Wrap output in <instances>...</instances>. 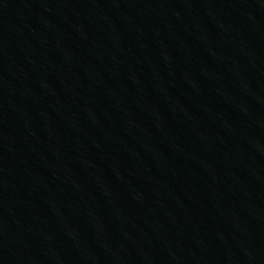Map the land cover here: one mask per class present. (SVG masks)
<instances>
[{"label":"water","instance_id":"water-1","mask_svg":"<svg viewBox=\"0 0 264 264\" xmlns=\"http://www.w3.org/2000/svg\"><path fill=\"white\" fill-rule=\"evenodd\" d=\"M0 264H264V0H0Z\"/></svg>","mask_w":264,"mask_h":264}]
</instances>
